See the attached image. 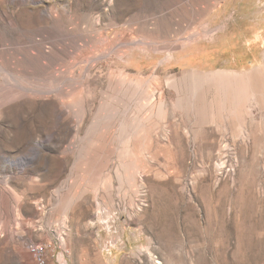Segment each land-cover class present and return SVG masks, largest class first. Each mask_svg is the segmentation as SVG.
Here are the masks:
<instances>
[{"label": "rangeland", "instance_id": "374dc122", "mask_svg": "<svg viewBox=\"0 0 264 264\" xmlns=\"http://www.w3.org/2000/svg\"><path fill=\"white\" fill-rule=\"evenodd\" d=\"M218 4L0 0V264H35L30 241L69 264H264V126L174 134L217 81L184 50Z\"/></svg>", "mask_w": 264, "mask_h": 264}, {"label": "crops", "instance_id": "0c3cea01", "mask_svg": "<svg viewBox=\"0 0 264 264\" xmlns=\"http://www.w3.org/2000/svg\"><path fill=\"white\" fill-rule=\"evenodd\" d=\"M218 1V11L213 13L218 27L213 28L215 31L212 33V37L192 43L184 50V57L186 60L188 59V63L193 59L207 58L219 64L214 68L207 69L193 63L190 66L192 69L185 70L186 74H190L191 77L198 73L213 75L217 81L208 87H201L195 82L194 87L191 88V95L193 96V107L197 112L190 123L178 124L180 129L176 130L174 133L176 135H186L187 133L194 137L205 135L209 133L208 127L264 126V91H262L264 90L262 87L264 85L262 82L264 79V34L255 32L251 28L253 25L259 27L264 25V11L260 12V6L264 0ZM249 28L252 29V36L245 33V30ZM227 30L228 32H226ZM241 40L242 46L246 48V52L240 55L242 60L254 46L261 48L259 55L254 56L250 62L252 67L243 66L238 69L227 67V64L236 62L238 59L235 54L231 57L226 56L227 51L233 50ZM134 66H139L138 61H134ZM206 103H208V114H205L202 109V105H206ZM223 111L224 113H218ZM206 118L209 119L208 122H204ZM217 120L228 122H217ZM232 120L238 122L234 123ZM244 120L253 122L242 123ZM181 126L187 127L189 130L182 129ZM218 133V131H213L215 136ZM170 143L165 144L163 149H171L173 146Z\"/></svg>", "mask_w": 264, "mask_h": 264}, {"label": "built area", "instance_id": "2783aa9c", "mask_svg": "<svg viewBox=\"0 0 264 264\" xmlns=\"http://www.w3.org/2000/svg\"><path fill=\"white\" fill-rule=\"evenodd\" d=\"M26 248L35 264H69V251L62 245L54 253L51 246L46 243L27 242Z\"/></svg>", "mask_w": 264, "mask_h": 264}, {"label": "bare ground", "instance_id": "6f19581e", "mask_svg": "<svg viewBox=\"0 0 264 264\" xmlns=\"http://www.w3.org/2000/svg\"><path fill=\"white\" fill-rule=\"evenodd\" d=\"M113 264V263H112Z\"/></svg>", "mask_w": 264, "mask_h": 264}]
</instances>
